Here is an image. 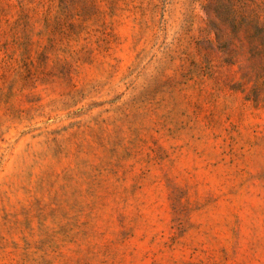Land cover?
Wrapping results in <instances>:
<instances>
[{
  "label": "rangeland",
  "instance_id": "1",
  "mask_svg": "<svg viewBox=\"0 0 264 264\" xmlns=\"http://www.w3.org/2000/svg\"><path fill=\"white\" fill-rule=\"evenodd\" d=\"M0 264H264V0H0Z\"/></svg>",
  "mask_w": 264,
  "mask_h": 264
}]
</instances>
